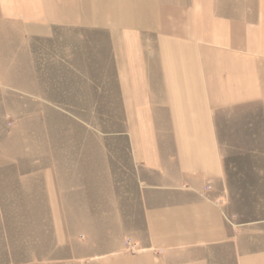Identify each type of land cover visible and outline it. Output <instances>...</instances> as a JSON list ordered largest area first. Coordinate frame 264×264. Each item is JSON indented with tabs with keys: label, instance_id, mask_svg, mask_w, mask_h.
I'll use <instances>...</instances> for the list:
<instances>
[{
	"label": "rangeland",
	"instance_id": "rangeland-1",
	"mask_svg": "<svg viewBox=\"0 0 264 264\" xmlns=\"http://www.w3.org/2000/svg\"><path fill=\"white\" fill-rule=\"evenodd\" d=\"M256 1L168 0L189 13L210 2L221 19ZM82 23L0 18V264H114V245L143 232L113 34ZM216 121L244 217V200L264 193L244 186L264 168L262 109L220 108Z\"/></svg>",
	"mask_w": 264,
	"mask_h": 264
},
{
	"label": "crops",
	"instance_id": "crops-1",
	"mask_svg": "<svg viewBox=\"0 0 264 264\" xmlns=\"http://www.w3.org/2000/svg\"><path fill=\"white\" fill-rule=\"evenodd\" d=\"M241 9L221 19L210 2L189 13L168 0H0L2 19L113 34L144 224L134 252L128 238L114 245V264H264V193L240 217L216 121L252 103L264 120V0ZM257 169L244 186L264 185Z\"/></svg>",
	"mask_w": 264,
	"mask_h": 264
},
{
	"label": "built area",
	"instance_id": "built-area-1",
	"mask_svg": "<svg viewBox=\"0 0 264 264\" xmlns=\"http://www.w3.org/2000/svg\"><path fill=\"white\" fill-rule=\"evenodd\" d=\"M128 244V251L129 252H134L135 251V245L134 244H131L130 242L127 243Z\"/></svg>",
	"mask_w": 264,
	"mask_h": 264
}]
</instances>
